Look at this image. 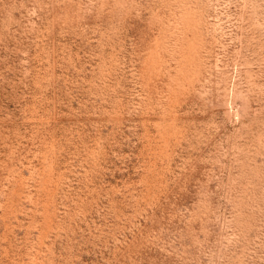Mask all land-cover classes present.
I'll list each match as a JSON object with an SVG mask.
<instances>
[{
	"label": "rangeland",
	"instance_id": "rangeland-1",
	"mask_svg": "<svg viewBox=\"0 0 264 264\" xmlns=\"http://www.w3.org/2000/svg\"><path fill=\"white\" fill-rule=\"evenodd\" d=\"M0 264H264V0H0Z\"/></svg>",
	"mask_w": 264,
	"mask_h": 264
}]
</instances>
